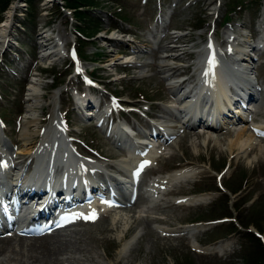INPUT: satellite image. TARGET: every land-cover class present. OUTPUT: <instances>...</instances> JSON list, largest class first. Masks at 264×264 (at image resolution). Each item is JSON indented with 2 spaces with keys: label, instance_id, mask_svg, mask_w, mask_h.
<instances>
[{
  "label": "rangeland",
  "instance_id": "rangeland-1",
  "mask_svg": "<svg viewBox=\"0 0 264 264\" xmlns=\"http://www.w3.org/2000/svg\"><path fill=\"white\" fill-rule=\"evenodd\" d=\"M33 10L29 16V21L27 17L29 15L26 11V6L24 7L23 0H11L6 1L8 4L5 8H0V22L4 21L6 13L11 11L13 6L20 7L15 9L14 14H18L23 18H17L13 15L17 27L12 28V32L8 36V41L15 43L19 41L21 44L26 45L27 50H30V55L35 56V60L39 57V52L41 51L40 43L41 38L46 36L47 33L42 32L41 25L47 24L46 16H42V8L45 6V10L48 9L52 16L53 20H56L53 27L55 35L65 36L69 33L74 25L78 29H83L86 34H93L92 39L96 40V50L94 49H85L84 54L86 56H91L92 58H99L102 61L103 70L98 71L99 76L102 79H106L107 75H115L116 84L112 83V88L115 87V91L122 99L131 100L138 98L137 93L134 95V90L142 92L143 97L148 100H153L150 102L151 110L149 111L148 116H156L157 118L164 119L165 122L172 125L175 128L176 125H179L178 119L172 117L166 110V106L169 103H166L164 100V93H162V88L160 86V79L156 74V69H145L143 71L131 72L128 71L123 75L120 71L116 70L115 65L110 63H116V60L119 56L118 49L120 52L124 50V47H127V44L122 43H113L111 45L110 39H118L121 41H126V36H121L116 30H123L124 27L119 23L120 20H117L118 17H121L126 22L135 24V28L129 29V31L134 32L138 36L137 42L145 41L146 38L144 35L147 17L150 14H155L158 9L157 0H148L146 5H142L140 0H91L92 6L85 7L84 12H82L85 22L74 23V20L65 15L60 10V5H64L62 0H51L46 4L42 3V0H31ZM41 1L42 6L39 2ZM72 2L68 5L66 2V12H70L68 9L72 10L71 12L75 13L74 9L80 8L82 5L77 2V0H71ZM165 4V13L171 15L170 25H175V28L179 30L181 34H184V40L186 45H201L204 41V35L208 30L209 22L216 15H212L213 12H217L219 18L226 15L227 11L233 10L237 5H243L239 3H234L230 7V2L228 0H200L196 5H192L185 8L183 7L182 2L184 0H162ZM194 1V0H191ZM250 0H247L249 2ZM4 2V1H2ZM211 7L208 9V5ZM232 3V2H231ZM252 4H244L242 8L237 11L235 15L231 14L232 22L238 20L239 26L236 30H245L247 35L246 41L249 42L250 38L248 36L254 37L255 29V19L262 18L261 22L256 21L258 28L264 30V3L262 6H259L258 3L251 2ZM5 3H2V7ZM22 6V7H21ZM163 6V5H161ZM207 6V10L205 8ZM72 7V8H71ZM68 8V9H67ZM74 8V9H73ZM122 8V10H118ZM6 9V10H4ZM30 9V8H28ZM164 9V7H163ZM162 10V9H161ZM143 11L141 15L140 12ZM119 12V13H118ZM45 14V13H43ZM27 16V17H26ZM97 18H100L98 21ZM23 19V20H22ZM229 20V19H228ZM151 23L155 21L150 20ZM230 21V20H229ZM90 22H93V27L100 28L99 32H95L92 27H90ZM163 25H166L167 22H161ZM32 25V27L29 26ZM237 23L234 22L233 25ZM25 28L26 31L23 33L22 28ZM193 29V30H191ZM128 30V29H127ZM225 28L222 27L219 32L224 31ZM111 31V32H109ZM125 31V30H123ZM126 32V31H125ZM250 33V34H248ZM23 34V35H22ZM97 34V35H95ZM219 34V33H218ZM97 38H99L97 40ZM108 38V39H107ZM129 39H135L129 36ZM37 42L36 50L33 45ZM117 42V41H116ZM108 44V45H107ZM102 45H107L108 47L101 48ZM21 48L26 49L25 47ZM35 50V51H33ZM111 51V52H110ZM149 51V50H148ZM119 52V53H120ZM143 58L147 61H151V55H144ZM33 60V58H31ZM263 70L258 69L259 77L257 80L264 82V66ZM109 70V71H108ZM23 74V73H22ZM147 76V77H146ZM149 76V77H148ZM42 80L43 84L37 83V86H33V92L37 94L46 95L49 102L58 101L57 95L52 93V96L47 93L50 84H46L48 80ZM103 81V84H107L109 80ZM120 82V83H119ZM30 85V84H29ZM29 85L24 88L23 83L18 84L16 81L13 83H7L2 88V100L0 101V109H2L5 115H12L11 127L13 129V119L16 115H21L22 120L26 117L25 107L30 106L32 112H36V99L30 101L31 97L28 95ZM36 88V89H35ZM46 100V99H45ZM151 100V101H152ZM28 105L26 106V103ZM58 102H56L57 105ZM258 103V109L260 112H264V95L260 96ZM44 104V103H43ZM9 106V107H8ZM144 108V107H143ZM141 108V109H143ZM14 111V112H13ZM258 115L257 119L260 121L264 115ZM76 113L73 114L72 119L75 121ZM132 117H126V119L136 126L140 132H144L145 128L142 124L136 121L145 122L144 119L140 120L139 118H134L136 121H130ZM28 127V129H27ZM178 127V126H177ZM178 127L177 129H179ZM26 129L30 133H36L37 128L35 122L30 123L26 126ZM249 132L243 133V137ZM22 132H13L12 139L21 141ZM90 135V134H88ZM235 139L233 137H226L222 140L214 141L210 144L203 146L200 140L193 139L189 140L187 138H180L179 142L176 144L175 148L171 149V153L167 159H163L158 163V171L154 170L152 173L146 174L142 180V184H145L147 179H150L152 176L157 174L162 175L164 172L175 169L179 163H191L197 168H201L203 171L195 179L194 182H188L187 184H181L176 189V194L174 197L180 195H194L201 192L212 191L214 197L211 199H202L199 200L201 206H195L189 209L175 210L172 205L174 197L164 196V200L161 201L160 198H157V202H153L152 205H156V210H154V215L158 217H164L168 222H161L166 227L178 228V226L184 224H205L215 219L230 218L234 219L237 223L240 222L241 225H244L248 229L258 230V232L264 235V155L260 156L259 153L245 154L243 151H239V156H237V151L233 148L232 153L227 151L228 141ZM24 144V141H21ZM218 143V144H217ZM220 143V144H219ZM190 144H192L190 146ZM193 146L196 147V151ZM264 148V145H260ZM22 148H24L22 146ZM257 148V146H256ZM227 165V171L223 177V186L224 192H222L215 183L214 175L219 173ZM119 168H113V173H118ZM221 191V193L218 192ZM216 191V192H213ZM138 204H141L142 201L138 199ZM254 203V204H251ZM162 204L167 205L166 208L162 209ZM197 204V203H196ZM179 212V213H178ZM178 213V215H176ZM139 221V220H136ZM149 222V221H148ZM147 221H139L137 225L143 227L145 230L143 233L136 231L135 226L132 221L129 225V229L126 233H123L119 237L120 228L116 230L115 225H109L106 221L102 225L90 228L88 230L82 229L76 230L73 236L74 239H69L61 245L65 247V251L60 252L56 255H51L53 259L58 258L61 261V264H69L63 253L67 252L73 257L72 264H264V250L261 249V252L258 254L257 249H254L253 246L248 242L247 235L235 233L230 235L231 239L238 238L242 249L236 255L230 257V253L220 252V253H211L204 255H196L189 252L186 249V243L184 240L177 238H165L157 239L155 236L158 234L150 230L151 223ZM231 222L225 224H218L209 226H204L205 229H202V232L194 233L197 236L196 240L198 244L203 246H211L216 244L218 241H223L225 239L221 238L227 234L226 226H230ZM236 223V224H237ZM118 227V226H117ZM79 232L80 235H79ZM137 232L136 237L129 243L128 248L118 256V249L123 245L130 235H134ZM242 232V231H239ZM236 237V238H235ZM72 238V237H70ZM179 239V240H178ZM71 252V253H70ZM70 257L69 255H67ZM66 256V257H67ZM98 256V257H97ZM3 255H0L2 258ZM65 258V259H63ZM261 258L263 260H261ZM47 260L46 257H42L39 261H33L29 258H22L21 263L19 264H43ZM110 261V262H107ZM14 264V263H10Z\"/></svg>",
  "mask_w": 264,
  "mask_h": 264
},
{
  "label": "bare ground",
  "instance_id": "bare-ground-1",
  "mask_svg": "<svg viewBox=\"0 0 264 264\" xmlns=\"http://www.w3.org/2000/svg\"><path fill=\"white\" fill-rule=\"evenodd\" d=\"M12 18H13L12 12L9 11L6 14V16H5V19H4L3 23L0 25V39H1L0 43L1 44L4 41V38L7 37L10 34V31H11L12 26H13V19ZM182 38H184V36H180L176 42L185 43L184 40L182 41ZM110 40H111V45H112V42L113 43H118V42H116L117 39L111 38ZM171 45H172V47L168 46V47L165 48V52L168 53L169 60L176 61V63L181 62L182 59H183V56H186L188 54V51L183 48V44H181V45L171 44ZM249 47L250 46H247V48H249ZM248 52L249 51H247L246 47H244V49H242L240 47H237L234 55L237 56V58H240L242 56L248 57L249 56ZM239 65L244 66V63L241 62L239 64H236V66H239ZM157 68L159 70L161 68L162 69L169 68L170 71H173V73H172L173 77H176V76H178V75H180L182 73V71H180V68L178 66L171 68L168 65H160V66H157ZM183 88H184V82H181V84H179V87H177V91L178 90H183ZM34 93L35 92H32L31 94H29V96H31L33 98ZM222 97H224V93H222ZM33 122H35L34 119L28 120V121L24 120L23 121V128H26L27 125H29L30 123H33ZM243 133H244V131H239L235 135V139H233L231 141H228L227 151L232 153L233 148H234L237 151V155H238L239 151H244L245 153L250 151V153L254 152V153L263 154V150H262L261 147L256 148L252 144L254 142V140H255L253 134H246L245 137H243ZM22 137L25 138L24 141H25V143H27L34 136L31 135V133H29V132H24ZM193 148H195L194 150L196 151V147L194 146ZM20 154H21V152H20ZM190 174H191L190 171H187V170L176 171V172L173 173V177L174 178H170V184L172 183V180L182 179V178H184V177H186V176H188ZM198 174H199V172H193V177H196ZM205 196L206 195H204V194L200 195V197H205ZM186 205H189V204H186ZM179 206H184V205H179ZM117 216L118 215H114V217H112L111 225H115L116 226V230H117V226L120 225L119 234L121 235L123 231L128 229L129 225L131 224L130 222L131 221L133 222V220L132 219H129L128 221H124L123 220L122 223H121V221L116 223ZM190 227H191L190 225H185V226H183L182 230L175 231V232H178V234H181L182 232L191 233V230L196 229L198 226L193 227V228H190ZM161 228H163V227L161 226L160 229ZM94 229H96V228L94 227ZM162 231H165V230L162 229ZM130 237H131L130 240L126 244L122 245L123 247L118 250L120 255H121V253L125 252V250H126L125 248L127 247L128 243L134 239L135 235L130 236ZM8 243H10V242H5L3 245H0V253H3L6 249H9V248L12 249V254H14V257H16L15 261H17L19 263L21 261V259L19 258V255L22 254L23 252L22 251L16 252L15 251V247L13 245L8 244ZM227 247H228V245H226L224 242H221V243H218V244H216L214 246L209 247V250L210 249H214V250L221 251V250H227L228 249ZM38 250H39V252L37 254H33V255L30 254L29 255V259H33V260H38L39 259L40 260L41 257H46L47 260L43 264H52L51 261L54 264H60V261H58V259H53L52 258L51 261H50V257H51V255H55L56 253L59 254V252L65 251V247L63 249L58 248L57 252H56L55 248H51L50 247L49 242H45V243L41 244L38 247ZM29 252L30 253H35L34 248H30ZM53 252H56V253L54 254ZM70 258L73 259L74 257L72 255H70ZM67 262L69 264H72L68 259H67ZM107 262H110V261H107ZM113 264H117V263H113Z\"/></svg>",
  "mask_w": 264,
  "mask_h": 264
},
{
  "label": "trees",
  "instance_id": "trees-1",
  "mask_svg": "<svg viewBox=\"0 0 264 264\" xmlns=\"http://www.w3.org/2000/svg\"><path fill=\"white\" fill-rule=\"evenodd\" d=\"M2 1H5V0H0V4ZM79 2H85L86 0H78Z\"/></svg>",
  "mask_w": 264,
  "mask_h": 264
}]
</instances>
